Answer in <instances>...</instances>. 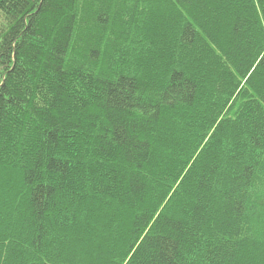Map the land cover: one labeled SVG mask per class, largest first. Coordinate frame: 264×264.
Returning a JSON list of instances; mask_svg holds the SVG:
<instances>
[{"label":"trees","instance_id":"16d2710c","mask_svg":"<svg viewBox=\"0 0 264 264\" xmlns=\"http://www.w3.org/2000/svg\"><path fill=\"white\" fill-rule=\"evenodd\" d=\"M0 264H264V0H0Z\"/></svg>","mask_w":264,"mask_h":264},{"label":"snow or ice","instance_id":"6c2138e0","mask_svg":"<svg viewBox=\"0 0 264 264\" xmlns=\"http://www.w3.org/2000/svg\"><path fill=\"white\" fill-rule=\"evenodd\" d=\"M2 103H3V95L0 94V104ZM5 184H6V176L4 174L3 168L0 167V205H2L3 197L5 194Z\"/></svg>","mask_w":264,"mask_h":264}]
</instances>
